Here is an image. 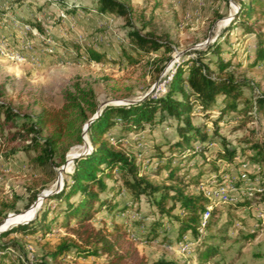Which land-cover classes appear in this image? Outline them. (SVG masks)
Segmentation results:
<instances>
[{"label": "rangeland", "instance_id": "1", "mask_svg": "<svg viewBox=\"0 0 264 264\" xmlns=\"http://www.w3.org/2000/svg\"><path fill=\"white\" fill-rule=\"evenodd\" d=\"M117 1L127 6L125 17L98 14L96 0H0V103L13 113V118L7 122L0 114V149L6 144L8 148L16 149L9 158L0 155V222L11 215L38 209L43 202L38 206L39 199L55 191L50 189L58 181L61 167L39 165L34 160L36 153L23 149L26 144L22 141L23 126L40 108L59 107L62 91L74 84L93 90L96 109L136 102L151 97L182 59H193L197 53L210 58L206 47L218 43L224 53L222 57L230 58L232 62L225 73L247 84L242 88L240 103L242 100L251 101L259 93L264 95V60L250 66L255 42L253 34L264 33V8H258L249 18L242 19L249 28L250 32H247L239 25L227 28L235 16L237 2L241 0ZM133 30L164 43L170 51L136 52L128 36ZM88 49L104 54V59L99 63L88 61ZM122 52L132 61L129 62ZM209 68L214 69L212 64ZM210 116L208 119L202 115L192 117L193 124L203 125L208 136L213 128L210 122L216 115L211 113ZM239 116L218 122L216 130L217 136L224 137L228 146L244 154L246 159L252 151L247 145L237 143L236 139L257 136V139L264 140V119L262 114L255 120L247 115ZM115 133L113 130L107 134L111 144H114ZM174 136L173 123L168 120L151 131L145 127L144 135L138 136L143 142L134 144L137 134L128 135L118 144V149L127 153H134L137 149L145 151L152 143L158 144ZM86 141L85 138L88 148ZM218 146L213 143L210 148ZM81 147H74V152L84 153L86 147L85 151ZM239 160L236 158L235 162ZM199 164L200 161L193 167L189 165L188 169L183 163L176 179L168 182L163 179L164 172L157 173L152 163L148 165L144 161L140 175L152 184L177 185L183 187L186 194L195 195L199 193V185L195 184L198 173L202 174L199 178L201 185L206 186L211 179L217 185L218 174V180L223 184L243 171L252 170L250 162L232 167L215 161L214 156L212 162ZM113 176L118 185L119 176ZM106 183L112 184L110 180ZM262 186L258 180L244 181L241 188L250 195L240 197L248 205L236 208L234 204H215L207 219V230L196 237L185 234L177 240L174 223L164 217L165 235L159 233L154 240H144L145 224L158 216L156 209L149 207L144 198L140 199L138 207H131L123 213H117L115 209L108 214L102 210L91 222L95 227L101 224L109 227L112 220L125 224L137 253L148 263L161 258L177 264H264V200L254 191H262ZM33 195L35 198L30 204ZM120 196L122 198V194ZM169 204L165 202L166 207ZM45 206L56 209L55 201H47ZM60 220L58 217L57 223H52L46 234L42 235L41 231L28 236L15 233L0 242L16 240L24 243L30 263H33L35 256L51 252L65 237L64 229L58 225ZM183 240L190 243L187 252L178 248ZM206 246L212 247L214 253L199 262L198 255ZM8 257L5 264H12L16 255L9 252ZM59 264H106V258L74 260L67 257Z\"/></svg>", "mask_w": 264, "mask_h": 264}, {"label": "trees", "instance_id": "2", "mask_svg": "<svg viewBox=\"0 0 264 264\" xmlns=\"http://www.w3.org/2000/svg\"><path fill=\"white\" fill-rule=\"evenodd\" d=\"M96 3L98 14L112 13L125 17L128 13L127 6L117 0H96ZM258 8H264V0L238 1L235 16L227 28L232 29L239 25L250 32L242 19L249 18ZM237 21L242 22L237 24ZM253 35L255 42L251 67L264 60V33L256 32ZM128 36L136 52L149 53L160 49L170 51L164 43L148 35H140L135 30L129 32ZM206 50L210 58L204 53H197L195 58L182 59L174 65L165 92L158 98L148 97L125 105L99 109L97 116L85 129L88 149L73 160L70 172L63 174L60 190L43 199L31 220L0 233V241L15 233L28 236L41 231L43 235L60 217L58 225L64 229L65 237L51 252L40 257L35 256L33 263H30L24 243L16 240L0 242V264L9 261L10 251L16 255L12 264H59L67 257L75 260L102 256L106 258V264H177L161 258L146 262L137 253L134 241L122 222L112 220L109 227L105 224L95 227L91 222L94 215L102 210L108 214H112L115 209V212L123 213L131 207H138L140 199L144 198L149 207L156 209L158 215L145 224L144 240H154L159 233L165 235L162 224L164 217L174 223L177 240L185 234L196 237L199 234L201 216L208 207V216L202 231L207 230V219L214 204L200 192L195 195L186 194L183 187L177 185L152 184L145 176L140 175L144 161L148 165L152 163L157 173L164 172L163 179L168 182L176 179L183 163L186 167H193L198 161L199 165H204L212 162L213 156L215 161L232 167L250 162L257 169L243 171L232 178L231 184L235 188H241L242 183L247 180L264 183V140L257 139V136L237 138V143L247 145L252 151L244 159V154L228 146L224 137L217 136L216 130L218 122L223 119L227 121L230 117L238 118L240 114L253 120L262 114L264 119V95L259 93L251 101L242 100L240 103L242 88L247 84L225 73L232 62L230 58L222 57L224 53L218 43L207 46ZM122 55L129 62L132 61L129 55L124 52ZM86 57L88 61L99 63L104 59V54L88 49ZM210 64L213 65V70L209 68ZM61 95L62 103L59 107L40 108L23 126L22 141L26 142L23 149L35 152L34 160L42 166L60 168L66 163L71 149L84 146L82 127L96 112L95 95L89 87L74 84L63 90ZM243 102L245 106L242 105ZM211 113H215L216 117L210 122L213 128L208 136L203 125L193 124L192 117L202 115L208 119L211 118ZM0 114L6 122L13 118L11 110L2 103ZM168 120L173 123L175 132L170 140L152 143L145 151L137 149L134 153L118 149V144L125 141L128 135L143 136L145 127L147 131H151ZM113 130L116 133L113 135L114 144H111L107 134ZM140 142L143 140L138 137L134 144ZM213 143H218V148H210ZM15 152L16 149L8 148V144L0 149V155L4 158L11 157ZM236 158L240 160L235 162ZM211 172L213 171L209 173ZM114 174L119 176L118 185L115 184L117 180ZM197 177L195 184H203L199 181L202 174L198 173ZM216 177L217 185H220V174ZM107 180L112 184L108 185ZM208 186L209 184L206 185ZM254 191L255 194L263 196L264 200V191ZM34 198L33 195L30 204ZM241 199L242 197L233 206L242 208L248 205L247 201ZM47 201H55L56 209L46 207ZM167 201L170 203L168 207L165 206ZM51 214L54 216H50ZM213 253L212 247L206 246L199 253L198 261H205Z\"/></svg>", "mask_w": 264, "mask_h": 264}, {"label": "built area", "instance_id": "3", "mask_svg": "<svg viewBox=\"0 0 264 264\" xmlns=\"http://www.w3.org/2000/svg\"><path fill=\"white\" fill-rule=\"evenodd\" d=\"M171 72L168 76L164 78L162 83L158 86L155 93L150 98L156 99L165 92V86L170 79ZM252 168H255V170L257 169L256 167H253V166ZM214 183L215 182L211 179V181L209 182V187L199 185V188H198L202 196L208 199L209 201H211L214 205L215 204H228V205L234 204L239 200L240 195H243V196L250 195V193H247L246 191L243 192L242 188H235L231 184L230 181L224 182L223 184H220V185H214ZM262 191H264V183L262 186ZM208 211H209V208L208 207L205 208V211L203 212L201 216L200 227L198 229L199 234L202 232V228L208 216ZM189 247H190V243L183 240V242L179 244L178 248L180 249L181 252H187L190 249ZM10 252L14 253L13 251H10ZM27 254H29L28 250H27Z\"/></svg>", "mask_w": 264, "mask_h": 264}, {"label": "bare ground", "instance_id": "4", "mask_svg": "<svg viewBox=\"0 0 264 264\" xmlns=\"http://www.w3.org/2000/svg\"><path fill=\"white\" fill-rule=\"evenodd\" d=\"M226 20H224V22ZM83 140H84V145H86L85 144V138H83ZM82 150L85 151V146L82 148ZM79 154H81V153L74 152L73 149H71L68 152L67 159H66V163L61 167V169L58 172V179H57L58 181L54 184V186L50 190H55L58 187V185L62 184L63 181L60 179L62 173H69L70 172L71 167H72L73 160ZM39 200H40V202L37 204L38 206L43 201V199L40 198ZM36 210L31 209L27 213H24L22 215H11V216H9L4 222L2 221L3 223H1V225H0V231L4 230V229H6V228H8V227H10L12 225H17L19 223H22V222H25V221L29 220L33 216L34 212H36Z\"/></svg>", "mask_w": 264, "mask_h": 264}, {"label": "water", "instance_id": "5", "mask_svg": "<svg viewBox=\"0 0 264 264\" xmlns=\"http://www.w3.org/2000/svg\"><path fill=\"white\" fill-rule=\"evenodd\" d=\"M98 111H99V107L96 109L95 114H94V115H93V116H92V117H91V118H90V119H89V120L83 125V127H82V139L85 138V129H86L88 123H89L93 118H95V117L97 116ZM84 146H85V145H84ZM85 147H86V150H87V149H88V148H87V145H86ZM81 154H82V153H81ZM79 155H80V154H79ZM79 155H78V156H79ZM78 156H77V157H78ZM77 157H76V158H77ZM60 188H61V184L58 185V187H57V188L55 189V191L52 192V193L57 192L58 190H60ZM52 193H48V194L44 195L43 198H41V199H44L45 197L51 195ZM34 214H35V212H34ZM34 214H33V216H34ZM33 216H32L29 220H31V219L33 218ZM29 220H27V221H29ZM27 221L22 222V223H19V224H17V225L24 224V223H26ZM1 223H2V221L0 222V225H1ZM13 226H15V225H12V226H10V227H8V228H6V229L0 231V233H2V232H4V231L8 230L9 228H11V227H13Z\"/></svg>", "mask_w": 264, "mask_h": 264}]
</instances>
